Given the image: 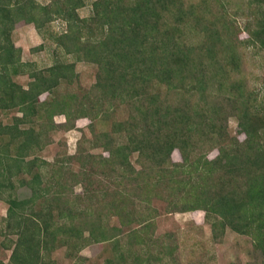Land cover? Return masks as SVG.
<instances>
[{
	"label": "trees",
	"instance_id": "obj_1",
	"mask_svg": "<svg viewBox=\"0 0 264 264\" xmlns=\"http://www.w3.org/2000/svg\"><path fill=\"white\" fill-rule=\"evenodd\" d=\"M256 1L264 4V0ZM84 2L0 0V108H17L22 113L8 130L12 139L16 134L23 137L15 155L5 154L4 160L0 156V200L8 204L4 231L17 235L9 247V262L0 264H47L40 252L51 249L56 232L62 233L60 241L70 248L81 246L79 240L82 245L111 242L117 252L106 264H128V258L134 264L152 258L157 264H169L164 259L173 254L170 245L160 243L155 255L141 252L154 244L148 242L151 237L147 234L157 216L150 206L154 194L164 199L168 213L202 209L214 237L226 226L251 235L255 249L264 254V111L257 112L252 93H247L241 82L228 85L224 97L244 134L239 139L228 134L227 114L221 115L219 103L210 101L211 89L225 86L227 67H239L238 43L264 50V17L246 27L248 37L241 41L236 36L234 41L220 33L228 27L223 17L210 21L203 10L204 14L199 13L198 3H209L207 0H93L92 14L81 17L77 9ZM54 18L64 21L65 29L48 31L47 36L67 54L81 53L99 65L93 86L99 95L86 98L88 101L73 112L64 98H41L45 92L51 94L61 80L69 81L66 66L55 61L37 68L33 61H22L21 48L11 37L20 21L42 33ZM191 28L203 34L200 40L185 36ZM218 49L225 51L221 57ZM18 75L29 77L26 88L12 80ZM173 93L179 96L177 101L171 98ZM114 95L128 102L130 115L117 125L122 141L108 138L99 143L109 152L107 157L78 151L67 155V162H80L77 171L62 163L42 161L41 166L50 165V173H32L37 159L25 158L32 145L39 146L40 133L33 127L20 129V122L42 107L48 111L42 128L52 127L53 116L63 114L67 122L71 120L69 128H75L78 118L88 117L87 126L93 131L91 121L106 113L104 103ZM200 134L209 141L201 153L198 146L202 142L196 139ZM214 148L218 154L209 158L207 154ZM173 150H178L181 161L171 159ZM132 152L138 154V167L129 158ZM98 163L112 165L114 173L98 169ZM23 164L32 174L17 181L30 189V195L18 198L11 178L22 171ZM152 173L168 188L167 195L148 189ZM96 177L103 179L96 184ZM114 181L120 188H112ZM76 184L81 185V193L74 191ZM143 188L151 192L144 199L150 209L147 212L135 209L132 199ZM41 197L43 202L38 203ZM109 206L124 209L123 214H111L119 218V229L108 226L111 215L99 212ZM133 223L140 225L127 232L133 242L126 240L119 247L116 236ZM4 231L0 229V233ZM133 246L138 247L135 253Z\"/></svg>",
	"mask_w": 264,
	"mask_h": 264
},
{
	"label": "rangeland",
	"instance_id": "obj_2",
	"mask_svg": "<svg viewBox=\"0 0 264 264\" xmlns=\"http://www.w3.org/2000/svg\"><path fill=\"white\" fill-rule=\"evenodd\" d=\"M38 3L45 4L49 0H36ZM84 5L77 9L78 15L88 17L92 14V1L84 0ZM191 1V0H189ZM198 1V0H197ZM209 3H198L200 6L199 13L202 10L206 13L207 19L210 21L223 20V17L228 27L226 31H221L223 35L233 38L237 36L238 40H243L248 37L247 26H253L260 17H264V4L256 0H207ZM208 6V7H206ZM53 8V7H52ZM219 17V18H218ZM49 27V28H48ZM42 33L35 30L34 26L23 21L18 22L11 32V37L16 46L21 48L22 61H33L37 68L49 67L55 61L63 63L65 72L69 76V81L61 80L60 84L55 87L53 92L41 95V98L57 99L64 98L69 104V111L73 112L78 108L81 102L88 101L99 95V92L94 88L99 72V65L95 62L84 59L81 53L78 55L67 54L61 47L53 42L47 34L60 33L65 29V22L58 18L50 21L49 25ZM185 36L197 41L203 36L196 28H191L185 32ZM66 41V40H65ZM67 43V42H66ZM239 67L235 70L227 67L225 73V86L221 90H212L211 102H217L221 106V115L227 114V130L230 136H237L239 139L244 138L238 126L237 115L231 114L230 107L225 100L224 94L227 91L228 85L233 81L242 83L243 88L247 93H252L254 104L257 106V112L264 111V50L257 45L238 43ZM218 55L221 57L225 51L218 49ZM13 81L23 85L26 88V83L29 80L27 75L13 76ZM154 89V88H153ZM94 90L92 93L91 91ZM176 93L171 94V98L176 100L179 98ZM86 98L88 100H86ZM121 96H110L104 103L106 113L100 119L91 121L93 131L87 124L90 122L88 117H81L74 123L75 128H69L71 120L66 121L63 114H55L53 116V126L42 128L48 121V111L46 108L39 107L35 114L29 115L23 122L18 124L20 129L33 127L36 132L40 133L39 146L32 145L28 151L29 155L25 158L26 161L36 157V166L33 171L39 170L41 173H50V165H40L42 161L62 163L70 166L73 171H77L80 167V162L75 159L67 162V155L77 154L78 151L82 154L91 153L94 156L102 155L107 157L108 151L98 146L105 142L108 138L116 142L122 141L123 134L117 126L120 121L128 118L130 108L127 101L120 100ZM193 101H197V96L192 97ZM21 112L17 108L1 109L0 108V156L5 158V154L13 156L16 153V145L23 139L20 135H14L9 132L8 127H12L15 122V117H21ZM65 121V122H64ZM67 127V128H66ZM199 142V151L203 152L208 144L206 136L200 134L196 137ZM100 143V144H99ZM197 154V153H196ZM218 154L216 148L210 150L207 154L209 158H213ZM137 152H132L129 155L131 162L138 167ZM171 159L173 161H181L178 150H173ZM4 162V161H3ZM23 169L18 174L12 176L11 181L16 185V196L18 198L28 197L30 189L27 186H19L18 181L21 178L29 179L31 172L24 170L26 165L23 164ZM98 169L104 168L107 171L114 173L112 165L97 164ZM102 166V167H100ZM152 185L148 189H153L152 193H163L167 195L168 188L161 185L162 182L156 181V176L150 175ZM97 178V179H96ZM95 183L102 180L101 177H96ZM99 182V181H98ZM165 184V183H163ZM112 188H120L117 181L111 182ZM175 189V186H173ZM76 193H81V185L73 186ZM143 188L138 196H132L136 205L135 209L147 212L145 197L151 193ZM174 191V190H171ZM6 194L3 193V195ZM156 195V194H154ZM152 196L150 206L157 210L155 225L148 229V237L152 240L151 246H145L141 249L144 255H155L160 251L159 244L170 245L174 251L172 256H167L164 260L169 264L174 259L175 264H260L264 259V254L260 250L255 249L251 235L239 233L226 226L218 231L217 236H213L210 225L204 218L202 209H193L186 212H166L165 201L159 196ZM114 202H118L115 197ZM43 202V197L39 198L38 203ZM45 205V204H44ZM59 206V204H57ZM61 205V204H60ZM8 204L4 200H0V229L5 230V221ZM37 207L41 205H36ZM101 207V206H100ZM105 216L112 213L123 214L124 209H112L110 206L103 209L99 208V212ZM62 220V218L60 219ZM59 220V221H60ZM108 226L120 227L119 218L116 215H111L108 219ZM140 225L133 223L131 226L124 227L116 236L118 246H123L128 240L127 234L132 228H139ZM85 228V225H84ZM83 229L82 231H84ZM119 231V230H118ZM128 232V233H127ZM55 240L51 244L50 250L40 252L42 260L47 264H106L107 259L114 257L117 250L112 247L111 242L91 243L86 244L79 240L81 246L67 247L60 241L61 234L56 232ZM87 233V232H86ZM150 235V236H149ZM64 236V235H63ZM17 235L0 233V261L8 263L10 260L11 249ZM127 242L132 243L129 239ZM126 244V243H125ZM74 245H77L75 243ZM138 251L137 246L132 247V252ZM144 264H157V260L144 261ZM128 264H134L132 258H128ZM112 264H117L114 261ZM142 264V263H141Z\"/></svg>",
	"mask_w": 264,
	"mask_h": 264
}]
</instances>
